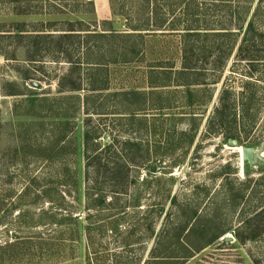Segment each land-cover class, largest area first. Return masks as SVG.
<instances>
[{
    "label": "rangeland",
    "instance_id": "rangeland-1",
    "mask_svg": "<svg viewBox=\"0 0 264 264\" xmlns=\"http://www.w3.org/2000/svg\"><path fill=\"white\" fill-rule=\"evenodd\" d=\"M258 1L233 0L219 13L208 0L201 10L213 16L238 7L252 15ZM137 6L0 0V29L114 30L89 45L86 38L40 41L31 53L26 41L0 39V264H145L160 254L179 264H264V217L255 240L241 244L235 236H253L243 224L264 204V162L243 161L225 142V129L210 128L221 93H231V104L244 94L251 123L245 141H237L264 156V59L249 77L251 65L236 56L241 36L221 72L210 69L217 54L201 55L205 72L178 77L180 36L121 35ZM187 79L208 84L191 87V96ZM76 85L81 91H69ZM86 132L104 151L100 162L87 159ZM114 140L118 153L106 151ZM102 196L105 206H97ZM192 225L205 232L187 237L183 229ZM220 232L219 242L192 252Z\"/></svg>",
    "mask_w": 264,
    "mask_h": 264
},
{
    "label": "trees",
    "instance_id": "trees-1",
    "mask_svg": "<svg viewBox=\"0 0 264 264\" xmlns=\"http://www.w3.org/2000/svg\"><path fill=\"white\" fill-rule=\"evenodd\" d=\"M139 6L132 10L133 19L131 26L127 30V33H123V37L126 38H140L144 40L147 36H180L182 38V69L177 72L178 77H191L205 72L199 67V57L203 55L205 58L209 56L216 55L215 64L212 66L211 71H222L225 67L227 60L232 56L233 50L239 38L241 37V43L238 48L237 58L239 61L248 62L252 69L248 72V76L252 77L254 71H257L256 64L264 59V54H259V48H264V14L261 10V0H259L256 8L252 15H250V10L239 11L240 8L237 7L238 11H231L225 14H218L209 16L206 11H203L204 4L208 0H136ZM213 3L214 8L220 13L223 10L228 9V7H233L230 5L233 0H210ZM252 7V5H251ZM123 15V14H120ZM209 18V19H208ZM217 19H220L217 21ZM73 23V22H69ZM82 23V22H81ZM236 26L234 27V24ZM20 24V23H19ZM204 24V26H201ZM22 25V24H21ZM226 25V26H225ZM228 25V26H227ZM56 31L54 25L50 24L49 27H42L40 29L27 30L26 26H15L12 30H6L4 28L0 29L2 33L0 39L12 38L14 40L26 41L25 46L27 47L28 53L32 52V49L36 48V44L44 41L54 42L56 39H73V38H86L84 43L89 45L90 40L109 38L114 36V30H109L110 32H92L91 30H75L69 28L64 30V33L54 34ZM77 31L85 32V34H78ZM85 35V36H82ZM218 43V44H217ZM54 51L52 47H46V56L49 57ZM128 53V51L126 52ZM44 56L40 59L28 60L30 62H42ZM72 63V61H71ZM166 71V70H162ZM172 71V70H168ZM67 76H63L61 81L63 82ZM187 79L185 82V87L187 88L188 94L193 95L191 87L207 85L206 79L194 80ZM61 82V83H62ZM249 85V83H248ZM247 87V85H245ZM157 87V86H156ZM64 89L63 84H61V89ZM62 89V90H63ZM106 90L107 88H103ZM69 91L79 92L81 91V85L72 86ZM5 96H19L25 95L18 90H3L2 92ZM230 92L224 90L220 96V106L217 107L214 118L211 120V131L218 134L222 129L225 142L228 143L229 140H238L239 142H244L246 137V118L249 117L250 107L247 106L249 97L245 98L244 94L242 99L230 100ZM31 95V94H30ZM30 99H36L34 96H30ZM33 101V100H32ZM193 104V101L191 102ZM190 103V104H191ZM243 122V125H240ZM247 122V121H246ZM194 137L191 138V142ZM94 138L90 135V132H86L84 136V149L87 153V159L93 156L92 160L100 162L105 156H103L104 151H100L98 144H94ZM118 141L114 140L112 143L108 144V150L112 151ZM60 143V142H59ZM130 142H126V146H130ZM93 145V148H91ZM62 150L63 148L60 147ZM126 148V147H125ZM124 148V151H125ZM123 149V148H122ZM84 150V152H85ZM114 153H118L117 149L113 150ZM110 153V152H109ZM92 155V156H90ZM90 161V160H89ZM93 166L90 162L87 164V169ZM99 169V167L97 168ZM99 171V170H97ZM122 184V183H121ZM106 198L102 196L96 200L97 206H105ZM264 217V204L260 206L258 211L252 215L249 219L244 221L243 225H246L244 229L247 232L253 234L249 238H243L240 230L235 232V236L241 244H245L247 239L255 240L257 234H260L259 225L260 218ZM261 224V223H260ZM195 226L192 225L190 228L186 226L183 231L187 232V237H190L196 231ZM182 231V232H183ZM205 232L204 229L200 230ZM245 231V232H246ZM184 235V234H182ZM225 235L224 232H220L215 235V237L207 239L204 244L199 248H193V251H200L216 242ZM177 238V243L182 244V239ZM162 240L160 238L159 244ZM188 243V242H187ZM224 244H230L223 242ZM234 246V244H231ZM163 256V254L153 256L151 259L146 260L145 264H179L175 263L177 261L176 256ZM184 256V257H189ZM167 261V262H166Z\"/></svg>",
    "mask_w": 264,
    "mask_h": 264
},
{
    "label": "water",
    "instance_id": "water-1",
    "mask_svg": "<svg viewBox=\"0 0 264 264\" xmlns=\"http://www.w3.org/2000/svg\"><path fill=\"white\" fill-rule=\"evenodd\" d=\"M229 144L234 148L242 149L243 161L250 163L251 165L259 164L264 162V156L261 151L255 150L253 147H239V142L237 140H229ZM230 241L231 238H227Z\"/></svg>",
    "mask_w": 264,
    "mask_h": 264
},
{
    "label": "bare ground",
    "instance_id": "bare-ground-1",
    "mask_svg": "<svg viewBox=\"0 0 264 264\" xmlns=\"http://www.w3.org/2000/svg\"><path fill=\"white\" fill-rule=\"evenodd\" d=\"M237 150H239L241 152V154H242V149L241 148H238Z\"/></svg>",
    "mask_w": 264,
    "mask_h": 264
}]
</instances>
